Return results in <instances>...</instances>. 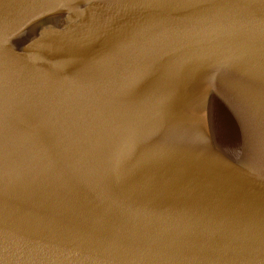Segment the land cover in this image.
Segmentation results:
<instances>
[{
	"label": "water",
	"instance_id": "obj_1",
	"mask_svg": "<svg viewBox=\"0 0 264 264\" xmlns=\"http://www.w3.org/2000/svg\"><path fill=\"white\" fill-rule=\"evenodd\" d=\"M0 264H264V0H0Z\"/></svg>",
	"mask_w": 264,
	"mask_h": 264
}]
</instances>
